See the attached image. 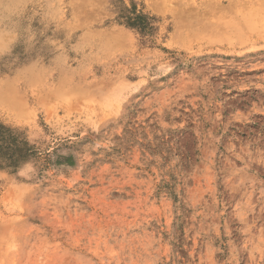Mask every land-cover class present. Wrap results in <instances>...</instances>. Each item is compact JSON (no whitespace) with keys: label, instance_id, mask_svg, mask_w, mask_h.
I'll list each match as a JSON object with an SVG mask.
<instances>
[{"label":"rangeland","instance_id":"obj_1","mask_svg":"<svg viewBox=\"0 0 264 264\" xmlns=\"http://www.w3.org/2000/svg\"><path fill=\"white\" fill-rule=\"evenodd\" d=\"M59 3L0 62V264H264V0Z\"/></svg>","mask_w":264,"mask_h":264},{"label":"clouds","instance_id":"obj_2","mask_svg":"<svg viewBox=\"0 0 264 264\" xmlns=\"http://www.w3.org/2000/svg\"><path fill=\"white\" fill-rule=\"evenodd\" d=\"M62 15L59 0H0V62L14 59L22 46L32 57L28 66H39L41 57L34 53L50 44L47 33L61 24Z\"/></svg>","mask_w":264,"mask_h":264},{"label":"trees","instance_id":"obj_3","mask_svg":"<svg viewBox=\"0 0 264 264\" xmlns=\"http://www.w3.org/2000/svg\"><path fill=\"white\" fill-rule=\"evenodd\" d=\"M151 27L143 26L144 32ZM22 143L16 133L4 126H0V167H16L23 158L17 154L20 152Z\"/></svg>","mask_w":264,"mask_h":264},{"label":"bare ground","instance_id":"obj_4","mask_svg":"<svg viewBox=\"0 0 264 264\" xmlns=\"http://www.w3.org/2000/svg\"><path fill=\"white\" fill-rule=\"evenodd\" d=\"M0 100H2L5 105H7V106L10 105L11 109L16 110L18 107L17 101L14 98L5 97V98H0Z\"/></svg>","mask_w":264,"mask_h":264}]
</instances>
